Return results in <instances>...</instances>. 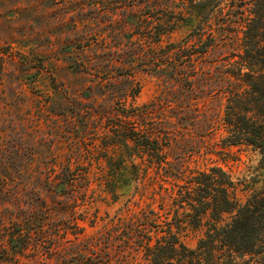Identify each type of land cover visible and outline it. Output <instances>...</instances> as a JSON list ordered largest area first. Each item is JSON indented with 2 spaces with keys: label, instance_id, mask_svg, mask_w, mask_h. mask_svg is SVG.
Returning a JSON list of instances; mask_svg holds the SVG:
<instances>
[{
  "label": "rangeland",
  "instance_id": "374dc122",
  "mask_svg": "<svg viewBox=\"0 0 264 264\" xmlns=\"http://www.w3.org/2000/svg\"><path fill=\"white\" fill-rule=\"evenodd\" d=\"M213 1L0 0V264H153L171 225L188 251L206 236L175 218L182 178L220 165L243 202L262 186L221 91L255 6ZM140 131L160 149L124 144Z\"/></svg>",
  "mask_w": 264,
  "mask_h": 264
},
{
  "label": "trees",
  "instance_id": "16d2710c",
  "mask_svg": "<svg viewBox=\"0 0 264 264\" xmlns=\"http://www.w3.org/2000/svg\"><path fill=\"white\" fill-rule=\"evenodd\" d=\"M222 1L214 0L209 5L216 9ZM248 1L241 3L245 5ZM251 1L255 9L247 17L241 11L246 27L241 23L239 28L246 54L241 56V61L230 63L238 64L236 71L226 69L223 77L229 83L225 90L221 89L227 98L224 140L229 145L245 144L257 150L259 167L264 172V8L262 0ZM151 132L127 135L124 144L129 147V141L134 140L139 145V156L150 154L160 149ZM141 174L144 183L150 177L148 169H143ZM182 180L185 181L178 183L172 193L173 206L177 207L175 218L180 210L195 218L199 226L207 218L206 236L197 249L188 251L171 225L168 231L162 230L166 233L157 236L155 243H151L153 237L148 238L145 245L148 259L153 264H260L256 256L264 254V180L244 202L234 192L231 175L220 165L195 170ZM224 213H233V216L220 223Z\"/></svg>",
  "mask_w": 264,
  "mask_h": 264
}]
</instances>
